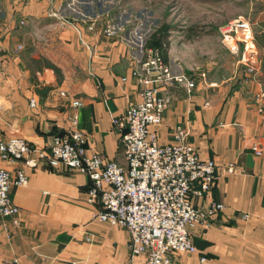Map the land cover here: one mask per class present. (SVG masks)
<instances>
[{
    "label": "crops",
    "instance_id": "crops-1",
    "mask_svg": "<svg viewBox=\"0 0 264 264\" xmlns=\"http://www.w3.org/2000/svg\"><path fill=\"white\" fill-rule=\"evenodd\" d=\"M52 1L16 6L14 0L0 26V136L17 131L33 147L49 149L77 112L86 147L126 164L113 119L141 98L143 85L132 71L145 51L132 35H106L107 21L90 29L89 19L59 15ZM17 15L32 28L41 18L40 43L34 44L36 36L29 45L18 38ZM258 20L253 31L259 62L250 77L241 66L221 79L186 72L195 82L192 88L173 84L165 90L171 102L157 128L160 144L172 142L174 128L184 126L200 157L217 164L212 189L192 193L195 205L225 206L210 226L191 229L199 252L175 253L171 264H264V155L252 150L253 143H264V97H257L264 92V15ZM34 24L37 28L39 22ZM30 50L36 52L27 57ZM41 56L47 63L31 67L30 61ZM75 99L82 103L79 108L72 104ZM229 165L234 172L226 171ZM0 166L12 173L24 167L29 177L28 185L14 186L11 194L21 209L20 223L0 215V264H146V255L132 257L126 229L95 218L99 205L86 200L92 186L87 174L46 161L31 168L0 159Z\"/></svg>",
    "mask_w": 264,
    "mask_h": 264
},
{
    "label": "built area",
    "instance_id": "built-area-1",
    "mask_svg": "<svg viewBox=\"0 0 264 264\" xmlns=\"http://www.w3.org/2000/svg\"><path fill=\"white\" fill-rule=\"evenodd\" d=\"M97 21L90 18L89 28L94 29ZM118 31L115 25L109 24L104 33L111 36ZM220 35L250 77L259 62L251 20L240 15L222 25ZM139 43L145 57L132 74L143 85L141 98L113 119L121 132L126 164L106 159L86 147L88 136L80 127L77 112L70 117L67 131L56 135L49 149L33 147L17 131L6 138L0 136V159L10 163L20 161L31 168H38L46 161L53 168L65 166L87 174L92 186L86 200L99 205L95 218L129 232L132 257L146 255V264H171L175 253L199 252L191 229L198 225L210 226L225 206L216 201L205 207L195 205L192 193L202 195L212 189L218 178L217 164L214 159L200 157L194 144L186 140L184 126L174 128L172 142H159L157 128L162 125L171 102L166 88L178 84L190 89L195 82L185 71L175 70L159 50L146 48L143 35ZM257 97H264V92ZM36 103L31 99V106L35 107ZM72 104L76 108L82 105L77 99ZM252 150L257 156H263L264 143H253ZM226 171L234 172L235 168L229 165ZM28 183L24 167L12 173L0 166V215L12 218L17 225L21 209L13 201L12 189ZM201 260L204 262L206 258Z\"/></svg>",
    "mask_w": 264,
    "mask_h": 264
},
{
    "label": "rangeland",
    "instance_id": "rangeland-1",
    "mask_svg": "<svg viewBox=\"0 0 264 264\" xmlns=\"http://www.w3.org/2000/svg\"><path fill=\"white\" fill-rule=\"evenodd\" d=\"M14 0H0V26L5 14L10 13ZM40 2L41 0H35ZM54 1V2H53ZM63 17L97 18L115 25L126 36H134L140 45V35L146 42L161 28L163 47L167 52V62L175 69L185 72H205L212 79L226 78L234 74L238 56L222 42L220 27L243 15L256 22L264 15V0H53ZM16 6L25 0H16ZM51 3V1H50ZM11 4V7H10ZM10 9H9V8ZM16 17V14L13 18ZM41 18L35 19L34 28L25 25L24 18L17 15L16 35L27 44L42 41L44 26ZM29 20V19H28ZM39 22L35 26L34 23ZM20 24V25H19ZM1 28V27H0ZM260 30V21L254 24ZM1 30V29H0ZM39 48V47H38ZM41 48V47H40ZM39 48L38 54L41 52ZM158 49V48H156ZM159 50V49H158ZM36 52L28 51L29 57ZM160 52V50H159ZM47 58L41 56L30 61L31 67L42 68ZM178 254V253H177Z\"/></svg>",
    "mask_w": 264,
    "mask_h": 264
},
{
    "label": "trees",
    "instance_id": "trees-1",
    "mask_svg": "<svg viewBox=\"0 0 264 264\" xmlns=\"http://www.w3.org/2000/svg\"><path fill=\"white\" fill-rule=\"evenodd\" d=\"M165 29L166 28L163 27L160 30H158V32L154 33L152 35V39H150L148 42H146V48H155V49L158 48L160 50V54L164 57V59L167 60V52L163 47V44H164L163 43V35L159 36V34H160L159 31L161 32ZM39 69H41V68H39Z\"/></svg>",
    "mask_w": 264,
    "mask_h": 264
}]
</instances>
